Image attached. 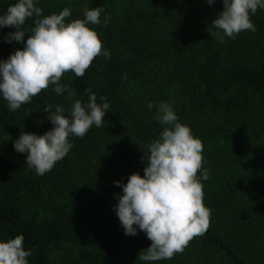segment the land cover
<instances>
[{"label": "trees", "instance_id": "trees-1", "mask_svg": "<svg viewBox=\"0 0 264 264\" xmlns=\"http://www.w3.org/2000/svg\"><path fill=\"white\" fill-rule=\"evenodd\" d=\"M13 3L0 0V14ZM36 6L43 15L67 7L69 21L103 7L101 21L107 14L110 22L91 27L110 58L95 57L83 77L65 72L60 83L69 92L57 95L50 84L16 111L0 98V239L23 234L29 264H146L138 256L151 241L139 229L124 234L113 209L122 189L114 181L143 175L144 152L163 128L147 105L167 101L203 144L210 222L182 253L154 264H264V10L251 16L255 32L219 43L210 33L222 0H38ZM13 31L0 29V59L24 46L6 42ZM90 92L110 104L102 126L69 137V153L36 175L13 141L21 131L53 127L45 105L60 104L67 115L72 101L86 103Z\"/></svg>", "mask_w": 264, "mask_h": 264}, {"label": "clouds", "instance_id": "clouds-1", "mask_svg": "<svg viewBox=\"0 0 264 264\" xmlns=\"http://www.w3.org/2000/svg\"><path fill=\"white\" fill-rule=\"evenodd\" d=\"M209 5L215 0H205ZM38 0H15L4 14H0V29L13 26L6 42L23 43L6 59H0V98L7 102L9 111H16L28 104L42 90L53 85L57 94L69 92L60 80L65 72L83 77L95 57L110 58V51L103 48L97 31L91 27L110 22L103 7L85 9L83 18L68 20L71 10L67 7L58 13L43 15ZM223 9L212 20L216 29L211 36L223 43L225 37L235 39L242 31L255 32L251 20L259 10H264V0H222ZM35 16L34 26L25 31L26 19ZM30 33L26 41L25 33ZM75 97L74 91L70 92ZM89 93L88 101L74 99L67 110L57 104L45 105L44 111L53 127L43 134L21 131L13 141L14 150L26 153V165L36 175H44L56 162L62 160L73 147L69 137H80L93 126L99 128L110 107L105 96ZM155 108L154 119L162 126L159 136L148 145L143 159L147 161L143 175L130 174L127 182L114 183L122 189L116 194L113 209L125 235L143 231L151 241L139 260L154 264L182 253L189 241L202 236L209 227L210 210L203 204L202 181L209 178L203 168V144L191 128L182 123L167 101L149 102ZM200 175L197 176V173ZM32 250L24 247L23 234L0 239V264H29Z\"/></svg>", "mask_w": 264, "mask_h": 264}, {"label": "rangeland", "instance_id": "rangeland-1", "mask_svg": "<svg viewBox=\"0 0 264 264\" xmlns=\"http://www.w3.org/2000/svg\"><path fill=\"white\" fill-rule=\"evenodd\" d=\"M174 107V106H173Z\"/></svg>", "mask_w": 264, "mask_h": 264}]
</instances>
